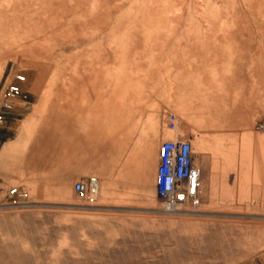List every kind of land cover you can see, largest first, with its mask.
I'll return each mask as SVG.
<instances>
[{
  "label": "rangeland",
  "instance_id": "rangeland-1",
  "mask_svg": "<svg viewBox=\"0 0 264 264\" xmlns=\"http://www.w3.org/2000/svg\"><path fill=\"white\" fill-rule=\"evenodd\" d=\"M17 73L0 264H264V0H0V93ZM175 138L200 194L169 211L154 185ZM89 177L100 194L79 199Z\"/></svg>",
  "mask_w": 264,
  "mask_h": 264
},
{
  "label": "built area",
  "instance_id": "built-area-1",
  "mask_svg": "<svg viewBox=\"0 0 264 264\" xmlns=\"http://www.w3.org/2000/svg\"><path fill=\"white\" fill-rule=\"evenodd\" d=\"M25 82L21 73L14 75L3 92L0 93V128L5 123L6 114L12 110L20 94V85ZM177 118L166 115L168 130L176 129ZM194 152L190 141L181 138L165 140L158 151V165L155 178V196L167 210H176L182 206L195 208L199 204L200 171L193 164ZM99 180L95 177L78 180L73 184V192L79 199H92L96 196ZM8 198L14 204L29 201L28 193L20 188H11Z\"/></svg>",
  "mask_w": 264,
  "mask_h": 264
},
{
  "label": "crops",
  "instance_id": "crops-1",
  "mask_svg": "<svg viewBox=\"0 0 264 264\" xmlns=\"http://www.w3.org/2000/svg\"><path fill=\"white\" fill-rule=\"evenodd\" d=\"M36 112L37 110L34 109V111L32 112V114H30L28 116V142L31 140L30 139V134H29V131H30V127L32 125V122L34 121V118L36 116ZM200 138H201V142L204 143V137L199 135ZM8 148H6V150H8ZM3 158H0V163L2 161ZM243 167V172H244V185H246V176L247 174L249 175V180L251 181V179H254V185L256 186V178H257V160H256V157L253 159L251 157H249L248 161L244 162V164L242 165ZM233 170V169H231ZM227 172V171H226ZM100 194V193H99ZM240 195H244V194H240Z\"/></svg>",
  "mask_w": 264,
  "mask_h": 264
},
{
  "label": "bare ground",
  "instance_id": "bare-ground-1",
  "mask_svg": "<svg viewBox=\"0 0 264 264\" xmlns=\"http://www.w3.org/2000/svg\"><path fill=\"white\" fill-rule=\"evenodd\" d=\"M192 145V144H191ZM192 149H193V146H192ZM96 178V177H95ZM98 179V178H97ZM99 180V179H98ZM100 188H101V181H99V186H98V191H97V196H99V193H100ZM169 211H172V210H169Z\"/></svg>",
  "mask_w": 264,
  "mask_h": 264
}]
</instances>
